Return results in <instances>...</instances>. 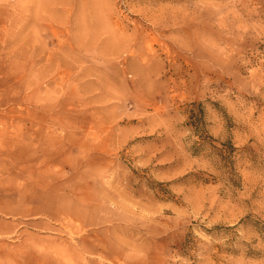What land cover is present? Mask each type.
<instances>
[{"label": "rangeland", "instance_id": "rangeland-1", "mask_svg": "<svg viewBox=\"0 0 264 264\" xmlns=\"http://www.w3.org/2000/svg\"><path fill=\"white\" fill-rule=\"evenodd\" d=\"M0 264H264V0H0Z\"/></svg>", "mask_w": 264, "mask_h": 264}]
</instances>
